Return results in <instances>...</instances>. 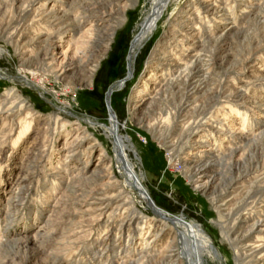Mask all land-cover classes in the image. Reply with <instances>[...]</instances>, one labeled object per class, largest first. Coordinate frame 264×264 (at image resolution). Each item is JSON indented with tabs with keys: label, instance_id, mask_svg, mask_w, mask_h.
<instances>
[{
	"label": "bare ground",
	"instance_id": "bare-ground-1",
	"mask_svg": "<svg viewBox=\"0 0 264 264\" xmlns=\"http://www.w3.org/2000/svg\"><path fill=\"white\" fill-rule=\"evenodd\" d=\"M135 2L136 0H83L80 4V8L76 7L79 9V13L72 17L73 22H71V24L65 23V27L62 26L43 38L45 43H53L57 39H62L63 42L64 36L61 35L64 34V32H70L71 37L73 35L76 36L73 48L70 47L72 45L70 44L72 40H69L66 41L70 45L68 47L69 49L62 50L58 55L57 52L50 55L48 52L43 54L49 56V60H51L48 61L47 65L49 69L46 68L47 71L50 70L59 80H63V82L66 81V86L68 88L76 82L82 85L94 86L93 84L99 66L102 64L108 50L112 47L113 41H115V31L126 20L125 15L128 12V8L129 6H133ZM176 2L177 0H152L151 10L144 18L140 30L135 35L130 45L127 64L129 79L134 74L136 60L147 41L156 33L161 23L165 22L167 24L171 21L172 17L168 16L170 14H168L169 7L174 3L176 4ZM261 2L262 0L260 2L259 0H191L189 4L191 6V8H189L191 9L190 13H187V16H183V18L179 16L181 19L176 18L174 22H170V28L173 29V31L171 30L173 32V37H169L168 32L165 31L164 35L157 43L155 50L150 56V60L147 62L146 73L135 88L129 106L132 115L137 114V111L140 109L148 108L156 103L160 104L159 114L161 117L155 122H151L150 120L147 127L152 136H155L156 139L166 140L164 145L169 148L168 154L171 162L177 159V162L183 165V172L189 175L192 188L198 194L201 193L208 197V201L214 212L218 215L216 219L211 221L213 224H216L215 229L220 233L222 252L218 250L219 248H215L212 237L201 224L187 218L183 213H172L160 206L145 184L146 177L144 173L139 174L137 172L135 164L131 159L130 152H134L139 161H142L141 156L130 137L121 134L119 122L112 107L113 95L116 91L122 89L125 86V82H127L124 78L118 79L112 83L108 87L107 94V101H111L110 105L112 109L110 108V125L106 126V132L114 145L113 156L110 155L107 147L101 144L98 139H94V137L91 138V134L87 130L88 128L80 132L83 124L82 122L85 121L89 123V119L80 118V122L76 127L78 133L73 137L71 142H68L69 134L67 133L68 135L62 145V149L68 150V154L70 153V155L66 154L64 160L68 159L71 153L73 154L77 150L83 148V142L90 140V143L88 147L82 150L83 158L78 162L79 172L77 175L71 179H62L61 185L58 187L56 182H53L54 185L51 186V192H55L62 188H64V190L57 199H54L55 202L52 208L55 212L59 210V215L69 217L68 223L72 222L78 224L80 221L77 219L91 215L86 222L90 221L99 225L105 224L107 227L111 225L110 228L112 229L115 228V221L117 222V219L121 218L117 233L114 232L113 234L110 233V231L107 233L106 231L107 235H110L112 243H114L112 247L120 248L112 259L109 258V264H206L207 257L222 258L223 256L227 264H264V129L251 135L241 131H229V133L231 132L230 137L243 141L244 144H242V146L227 147L225 150L217 152V154L216 152L205 150L207 154H211L209 158L214 157V159L210 158L205 162L202 161L203 163L196 161H190L191 164L189 163L190 155L196 158L200 157L197 153L190 152L186 154L187 156L179 158L180 155H176L175 151V145L179 142L178 139L177 142L173 140L167 141L172 131H175V133L179 130L183 132L192 124L187 126L183 124L181 126L179 122L176 124L175 119L184 113L186 115L189 114V116L200 117V114L206 112L207 103L209 102L208 98L217 97L222 100L223 98H227L228 100H232L233 98H236V100L244 99L246 91L244 92L242 88L254 82L240 77V81H238L240 84L239 88H230L234 87L233 84L236 83L235 81L239 78V75H246L245 77L247 79L248 77L252 78L254 76L253 73L257 71L256 69L249 70L250 73H246L245 67L241 66V68L238 69L240 72L237 71L239 75L232 77L228 86L227 84L225 85L224 82H220L219 88L216 89L214 87L213 90L212 85L215 80H219L221 76L220 69L224 67L223 61L228 57V54H224L225 56L223 55L225 50L224 47L226 46V42L231 38L233 40L242 39V41L245 42L243 50L248 51L249 56L242 62H245V60L251 63L255 62L251 55L262 46L264 41V2ZM60 3L64 4L65 1L39 0V6L36 8V11L38 14L45 13L46 9H49V7H51L49 11H53L56 9V5ZM242 6L248 9V11L244 10L241 12L243 15H246L248 21L246 26L239 27L237 23L240 16H236V11ZM5 10V12H7V6ZM53 13H56V11ZM166 14H168L167 19H165ZM71 15L70 12L65 10L62 17L70 18ZM113 18H115L116 21L111 22ZM231 20V26H228L227 29L221 28L224 22ZM113 23L115 24L113 25ZM70 25L73 28H66L70 27ZM248 25L251 27L253 25L256 26L258 33L255 35L249 34L250 26ZM99 33H101L100 37L98 36L99 41L101 40V48L99 54H94V50H90L89 46H92L93 39L96 36L95 34L99 35ZM37 34H40V32ZM30 35L31 32L20 34L18 43L23 38H29ZM42 36L43 35L30 37L29 40L31 41V45L32 42L33 44L39 43L38 39H41ZM71 48L72 55L68 56V51H70ZM89 53H91L90 56L95 57L92 59L88 56ZM157 55L162 56L157 58ZM235 58L236 57H233V62L236 61ZM41 59L40 53H35L33 58L24 59L23 63L29 67H33V65L37 64L36 61H41ZM44 60L46 59L44 58ZM220 60L223 61L219 64ZM228 62H230V60H228ZM237 64L238 61H236V65ZM250 67H255V65L250 64ZM79 70H83V72L81 73ZM257 72H259V70ZM27 81L29 80L27 79ZM202 98H206L205 101H201ZM176 101H178L179 105L175 103ZM0 103L3 104V101L0 100ZM171 104L174 106H171ZM139 106L141 107L139 108ZM251 110L254 111V109ZM231 111L237 113L244 121L249 119L246 111H241L239 109H232ZM54 115H56V113L43 117L42 114L32 107L22 105L18 114L15 115L10 112L8 116L3 119L1 118L3 120L2 131L5 133V129L8 127L10 131L18 129V131H16L18 132V136L17 139H15L17 142L29 134L34 123L43 121L42 127H45V129L40 128L38 134H43V138L47 136L51 137L53 133L50 132H53L52 125L54 123H56V126H61L62 128L68 124V120L61 121L62 119H60V116ZM260 124L262 125V123ZM16 126H18L17 129ZM221 126L223 127L224 124H221ZM212 137L214 139L215 135ZM225 141H227L226 138ZM44 143L45 142L42 140L35 141L30 152L37 157L42 156L44 152L42 148L45 147ZM200 143H203V141L201 140ZM67 145L70 146L67 147ZM95 149H100L101 151L96 162L93 161ZM179 150H177V152ZM75 158H77V156ZM39 163L31 160V162L26 164L25 168L30 171L32 170L33 173L37 172L40 167ZM188 163L189 167L187 166ZM56 168L58 169V167ZM59 177H61V175ZM82 181L92 182L94 185L92 189H86L88 190L86 191L88 193V199L84 201H81L79 198L80 191L83 190V186H81L83 184ZM28 183L29 176L27 174L22 176L19 175L14 185L10 188L9 202L13 207H16L18 205L17 202L23 199V194H25L24 189ZM220 186H222L221 189H219ZM137 197L152 210L155 216L153 220L149 221L144 212L138 207ZM67 208H74V210L69 213H61L62 210ZM97 213L100 217H96L98 216L96 215ZM49 223L55 225V219L53 217L50 218ZM59 226H61L64 231L66 230L67 233L69 232V230L67 231L66 229L68 226L64 225L63 222H60ZM72 231L71 229V232ZM72 235L69 236V238L65 237L68 239L69 244H73L74 242L72 240L78 236L76 232ZM123 239L126 240L125 245L121 242ZM118 241L121 243L116 246V242ZM31 244H39L45 247L48 244V247L51 249L47 258L49 264H65L62 262L61 258H59L61 257L60 249L54 248V246L57 245L56 239L46 236L45 232H38L36 235L34 234V236L22 237L19 239L0 240V250L3 248H22L30 246ZM76 260H74L75 263ZM105 264L107 263L105 262Z\"/></svg>",
	"mask_w": 264,
	"mask_h": 264
},
{
	"label": "rangeland",
	"instance_id": "rangeland-1",
	"mask_svg": "<svg viewBox=\"0 0 264 264\" xmlns=\"http://www.w3.org/2000/svg\"><path fill=\"white\" fill-rule=\"evenodd\" d=\"M64 1V4H57L56 9H54L53 11H49L51 8L49 7V9H46L45 13H40V15L36 11V8L39 6V0H0V100L3 101V104L0 103V145L2 146H0V240H10L16 238L19 239L22 237L34 236V234L36 235L38 232H45L46 236H50L56 239L57 245H55L54 248L60 249L61 257L59 258H61L62 262H64L65 264H80V262L81 264H100L101 261V264H105V262L109 264V258L112 259V257L117 254V251L120 250V248L112 247L114 243H112L111 237L110 235L108 236L107 233H109V231L113 234L114 232H118L121 218L117 219L118 223L115 221V228L112 229L110 228L111 225L107 227L105 226V224L99 225L94 224V222L90 221L86 222L87 219L89 220L91 215L77 219L80 221V223L78 224L72 222L68 223L69 217L59 215L58 213L60 211L56 210L55 212L52 208V205L55 202L54 199H57L63 193L62 191L64 190V188L59 189L60 191L57 190L55 192H51L50 190L51 186L54 185L53 182H56V185L58 187L61 185L62 179H71L79 172L78 162L81 158H83L82 150L88 147L90 140L83 142V148L77 150L73 154L71 153V156L66 160H64L66 154L70 155V153L68 154V150L66 151L65 149H62V145L65 142L68 134V142H71L73 137L78 133L76 127L80 122V118H84L87 120L89 119V123L85 121L82 122L83 124L81 126L80 132L83 129L88 128L87 130L91 134V138L94 137V139H98L101 144L107 147L110 155L113 156L114 145L111 138L107 135L106 132V126L110 125L111 118V109L106 99L108 94V87L116 80L124 78L127 82H125V86L122 89L116 91L113 95L112 107L117 116L121 134L130 137L131 141L136 146L139 155L141 156L142 161H139L137 160L136 154L132 151L130 152L131 159L135 164L137 172L139 174L144 173L146 177L145 184L151 192L153 198L159 203L160 206L172 213H183L187 218L195 220L197 223L201 224L207 231V233L212 237L215 248H219L218 250L221 251L222 242L220 233L217 229H215L216 224H213V222L211 221L216 219L218 215L214 212L210 202L208 201V197L204 196L201 193L198 194L192 188L189 175L183 172V165L178 163L177 159L171 162L170 156L168 154L169 148L164 145L166 140L158 138L156 139L155 136H152L147 127V124L150 120L151 122H155L161 117L159 114V108L161 107L160 104L156 103L152 106H149L148 108L140 109L137 111V114L132 115L129 110L133 92L146 73L147 62L150 60V56L155 50L157 43L160 41L165 31L168 32L169 37H173V29L170 28V22H174L176 18H183V16H187V13H190L191 9L189 8H191V6L189 4L191 3V0H177L178 3L176 2V4L174 3L173 5H171L172 7H169L168 14H170H166L165 19H167L168 16H171V21H169L167 24L165 22L161 23L156 33L152 36L151 39L147 41L146 45L142 48L136 60L134 74L129 79L127 64L130 45L135 35L140 30L141 24L146 15L150 12L152 6V0H136L133 6H129L128 12L125 15L126 20L115 31V41H113L112 47L108 50V53L103 59L102 64L99 66L94 80V86L91 87L76 82L75 84H72L70 86L71 89L66 86V81L63 82V80H59L54 74L50 72V70L47 71V69H49V66L47 65L48 61L51 60H49V56L43 55L45 52H48L49 55L57 52L58 55L62 50H67L70 45L66 41L69 40H72L70 43L72 45L70 47L73 48L76 36L73 35L74 37L72 36V38L70 32H64V34L61 35L64 36L63 42L62 39H57L53 43H45L43 40V38H45L47 34L55 32L62 26L65 27V23L71 24V22H73L72 17L79 13L78 8H80V4L83 0ZM260 1L261 0H259V2ZM262 2H264V0H262ZM6 6L7 12H5ZM65 10L72 14L70 18L62 17ZM244 10L248 11L247 8L242 6L236 11V16H240H238L239 19L237 23L239 27H244L247 25L248 19L246 15H243L241 13ZM54 11H56V13H53ZM114 21H116L115 18H113L111 22ZM114 24L115 23H113V25ZM231 25L232 20L224 22L221 28L227 29V27ZM66 28L71 29L73 27L70 25V27ZM256 29V26H250L249 34L255 35L256 33H258V30ZM27 32H31L29 38H23L18 43L19 35ZM39 32L40 34H37ZM100 34L101 33H99V35L95 34L96 36L93 39L92 46H89L90 50H94V54H99V50L101 48V40L99 41L98 39L100 37ZM39 35H43L41 39H38L39 43L33 44L32 42L31 45V41L29 40L30 37H37ZM244 43L245 42L242 41V39L233 40L232 38L226 42L223 55L228 54V57L226 58L227 60L225 59V61H219V64L223 61L224 67L222 66L223 68L220 69L221 76L219 77V80H215L212 85L213 90L214 87L216 89L219 88L220 82H224V84H227L228 86L230 84V81L232 80V77L239 75L237 74V71H239L238 69L241 68V66L245 67L246 73H250L249 70H259V72L255 71L253 73L254 76L252 78L248 77L247 79L245 77L246 75H239V78L235 81L236 83L233 84L234 87L230 88H239L240 84L238 81H240V77H243V79L245 80L254 82L246 86L245 88H242L244 92L246 91L244 99L236 100V98H233L232 100H228L227 98H223L222 100L217 97L211 99L208 98L209 104L207 103V109L205 110L206 112L202 113L203 115L200 114V117L189 116V114L186 115L184 113L178 116L177 119H175L176 124L179 122L181 126L183 124L187 126L192 123L183 132L180 130L176 133L175 131H172L169 138L167 139V141L173 140L176 142L178 139L179 142L177 143L178 145H175V151L176 155H180L179 158L187 156L186 154L190 152L199 154L200 157L198 158L190 155V164L192 161L205 162L210 159L211 157L209 158V156L211 154H207L206 151H213L217 154V152H221L227 147L242 146L244 142L230 137L231 132L229 133V131H241L251 135L264 129V41L262 43V46L255 50L251 55L253 60H255L254 63L247 62V60H245V62H242L249 56L248 51L243 50ZM72 48L70 51H68V56L72 55ZM35 53H40V56L42 58L41 61H36L37 64L33 65V67H29L28 65L23 63L24 59H30L31 57L33 58V55L35 56ZM90 55L91 53H89L88 56L92 59L95 57ZM21 56H23L24 58ZM160 56L157 55V58ZM233 57H236L235 60L238 61L237 65L236 61L233 62ZM44 58L46 60H44ZM228 60H230V62H228ZM250 64H254L255 67H250ZM79 72L82 73L83 70H79ZM27 79L29 81H27ZM205 99L202 98L201 101H205ZM175 103L179 105L178 101H176ZM22 105H26V107H32L37 112L42 114L43 117L56 113V115L54 116H60V119H62L61 121L68 120V124L62 128L61 126H56V123H54L52 125L53 132H50L53 133L52 136L43 138V134H38V130L40 128L45 129V127H42L43 121L40 123H34L29 134L25 138H22L20 141L16 142L15 139H17L18 136V132H16L18 131V126H16L17 130L15 131H10L9 127L6 129L4 128L5 133H3L2 119L8 116L10 112L14 113L15 115L18 114ZM171 106L174 105L171 104ZM140 107L141 106H139V108ZM232 109L246 111L248 113L249 119L244 121L239 117L237 113L231 111ZM251 109H254V111ZM260 123H262L263 126ZM221 124H224V126L222 127ZM214 135L215 138L213 139L212 136ZM225 138L227 141H225ZM37 140H42L45 142V147L42 148L44 149L43 151L45 153L43 152L42 156L40 157H37L30 152V149L33 147L34 142ZM201 140L203 141V143H200ZM69 146L67 145V147ZM177 150L179 151L177 152ZM100 152V149H95L93 153L94 162L97 161ZM76 156L78 159L75 158ZM211 159H214V157H212ZM31 160L38 163L40 161V167L37 172L33 173L32 170L30 171L29 169L25 168L26 164L28 162H31ZM44 162L46 165L44 164ZM189 163L187 164L188 167ZM1 165L3 168L1 167ZM56 167H58V169ZM24 174H27L29 176V183L24 189L25 194H23V199L17 202L18 205L16 207H13V205H11L9 202L10 188L14 185L18 176H22ZM60 175L61 177H59ZM82 183L81 186H83V190L80 191L79 198L81 201H84L85 199H88V193L86 191L92 189L94 185L92 184V182L82 181ZM87 188L89 189L86 190ZM221 188L222 186L219 187V189ZM137 204L138 207L144 212L145 216H147L149 221L155 218L152 210L147 206V204H145L144 202L142 203L138 197ZM69 209L70 208L64 209L61 211V213H69L74 210V208H71L70 210ZM96 215H98V213ZM52 217L55 219V225L49 223V219ZM96 217L100 216L98 215ZM60 222H63L64 225L68 226V228H66L67 231L69 230L68 233L66 232V230L64 231L61 226H59ZM71 229L73 230L72 232ZM75 232L78 234V236L77 238L72 240L74 242L73 244H69L68 239H66L65 237L69 238V236H71ZM121 242L124 245L126 244V240L124 239ZM121 242H116V246H118ZM31 245L22 248L15 247L1 249L0 264H49V260L47 258L48 254L51 252V249L50 247H48V244L46 247L39 244ZM74 260H76V263ZM206 264L227 263L223 256L222 258L207 257Z\"/></svg>",
	"mask_w": 264,
	"mask_h": 264
},
{
	"label": "water",
	"instance_id": "water-1",
	"mask_svg": "<svg viewBox=\"0 0 264 264\" xmlns=\"http://www.w3.org/2000/svg\"><path fill=\"white\" fill-rule=\"evenodd\" d=\"M106 100H107V99H106ZM110 102H111V101H109V102L107 101V103L109 104V106H110V108H111V105H110L111 103H110ZM108 108H109V107H108ZM111 109H112V108H111Z\"/></svg>",
	"mask_w": 264,
	"mask_h": 264
}]
</instances>
